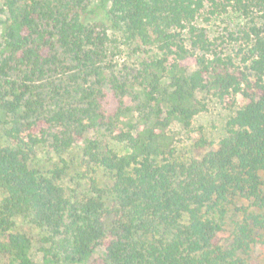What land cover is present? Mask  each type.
<instances>
[{
	"label": "trees",
	"instance_id": "obj_1",
	"mask_svg": "<svg viewBox=\"0 0 264 264\" xmlns=\"http://www.w3.org/2000/svg\"><path fill=\"white\" fill-rule=\"evenodd\" d=\"M205 10L248 22L239 64ZM112 35L159 57L116 70ZM203 95L237 109L177 159L171 129L190 137ZM37 148L79 149L83 189L34 167ZM16 220L40 231L39 264H264V0H0V262L38 264Z\"/></svg>",
	"mask_w": 264,
	"mask_h": 264
},
{
	"label": "rangeland",
	"instance_id": "obj_2",
	"mask_svg": "<svg viewBox=\"0 0 264 264\" xmlns=\"http://www.w3.org/2000/svg\"><path fill=\"white\" fill-rule=\"evenodd\" d=\"M196 25L204 30L207 39L214 45L213 49L217 53L231 56L236 64L241 62L243 53L247 50L246 44L241 38L243 30L248 26V22L245 19L229 11L222 14L209 15L205 10L198 17ZM111 41L107 45L108 61L110 60L111 64L115 65L116 70H121L124 66L132 68L136 64V61L142 58L159 57L157 52L151 48H143V52L141 51L139 54L134 52L135 45L126 43L118 35H112ZM118 53L119 55L123 54L122 56L125 62L115 60L114 56ZM201 98L205 103V110L194 118L192 122L193 130L190 137L188 136L187 138L176 127L171 129L174 133L177 159L184 160L192 155L193 141L197 140L199 136H202L210 144L217 143L225 135L227 121L234 115L237 109V105L226 106L211 96L203 95ZM115 107V99L112 97L110 91L105 90V99L103 100L105 112L112 113ZM110 146L119 154L127 153V149L123 145L110 143ZM60 157L65 163L61 162ZM32 164L42 171H48L55 166L59 169L61 168L63 174L60 177V184L67 190L69 189L68 191L71 189L80 191L85 186L83 177L86 171L82 166V158L77 148L72 149V151L63 156H57L45 148H37L33 156ZM63 166L65 169H63ZM92 169L87 175L96 177L99 183L105 184L107 181L105 173L95 167H92ZM227 215L229 220L240 219V215L233 208L228 211ZM228 229H230L229 226ZM14 231H22L30 234L34 245L32 249L33 259L39 264L40 257L37 254V242L41 237L40 231L29 227L21 220H16ZM3 263L4 260L0 262V264ZM254 263L256 264V261Z\"/></svg>",
	"mask_w": 264,
	"mask_h": 264
}]
</instances>
